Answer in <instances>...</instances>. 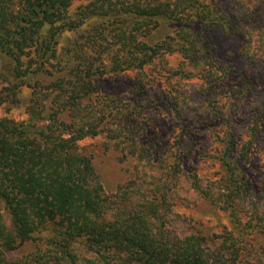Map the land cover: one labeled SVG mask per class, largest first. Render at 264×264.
<instances>
[{"label": "rangeland", "instance_id": "obj_1", "mask_svg": "<svg viewBox=\"0 0 264 264\" xmlns=\"http://www.w3.org/2000/svg\"><path fill=\"white\" fill-rule=\"evenodd\" d=\"M10 1L17 12L18 0ZM133 1H73L56 25L32 36L21 59L27 76L14 73L15 63L3 54L9 71H0V120L51 126L71 142L75 108L81 106L84 116L101 121H96L95 135L77 141V153L91 159L105 193L115 195L135 182L150 196L141 175L135 180L136 143L164 178L169 180L170 167L177 162L181 186L191 190L187 176L200 180L189 203L172 200L173 212L188 222L182 230L220 237L231 229L232 220L214 197L206 199L210 191L226 194L225 176L214 158L220 152L215 136L224 128L215 110L230 114L233 102L238 115H231V123L240 133V144L247 142L252 110L264 101V0H136L172 7L176 14L171 23L162 17L138 19ZM53 34L58 35L54 47ZM137 43L151 51L145 55ZM169 69L182 71L181 78ZM204 89L214 95L192 107L179 97ZM248 93H255L249 103ZM242 98L246 107L237 103ZM86 119L85 124L92 123ZM258 136L243 173L250 183L247 204L262 205L264 122ZM251 240L255 247L264 243L256 233Z\"/></svg>", "mask_w": 264, "mask_h": 264}, {"label": "trees", "instance_id": "obj_2", "mask_svg": "<svg viewBox=\"0 0 264 264\" xmlns=\"http://www.w3.org/2000/svg\"><path fill=\"white\" fill-rule=\"evenodd\" d=\"M73 1L18 0L16 12L12 1L0 0V71H9V65L2 62L5 54L15 63L14 73L27 76L21 59L32 36L46 25H56ZM131 4L133 14L143 21L162 17L171 23L176 14L172 7L136 0ZM57 36L51 37L52 47ZM137 50L147 55L151 48L137 43ZM143 67L140 75L145 77ZM180 70L168 71L181 78ZM211 93L194 90L179 97L192 107L202 97L208 100L214 95ZM247 95L249 103L255 93ZM237 103L245 106L247 102L242 98ZM80 107L75 108L71 142L51 126L33 128L0 120V264H264V243L258 247L250 244L254 233L264 238V204H247L250 183L243 173L264 122V101L252 110L248 139L243 144L231 123V115H238L232 111L233 102L230 114L215 110L224 128L215 136L220 152L214 158L224 173L226 194L209 189L206 199L214 197L232 220L231 229L226 228L220 237L182 230L188 228V222L173 212L172 200L189 203L192 191L199 192L200 180L187 176L191 190L181 186L178 180L183 176L176 179L181 174L177 162L170 167L169 180L164 178L136 143L132 144L139 163L135 180L141 175L138 178L144 179L150 196L135 182L115 195L105 193L91 159L77 153V141L95 135L96 121L101 119L84 116ZM86 118L92 123L85 124Z\"/></svg>", "mask_w": 264, "mask_h": 264}]
</instances>
